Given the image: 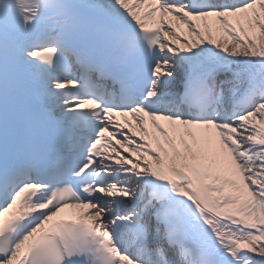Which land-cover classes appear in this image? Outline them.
<instances>
[{"label": "snow or ice", "instance_id": "snow-or-ice-1", "mask_svg": "<svg viewBox=\"0 0 264 264\" xmlns=\"http://www.w3.org/2000/svg\"><path fill=\"white\" fill-rule=\"evenodd\" d=\"M0 264H264V0H0Z\"/></svg>", "mask_w": 264, "mask_h": 264}]
</instances>
